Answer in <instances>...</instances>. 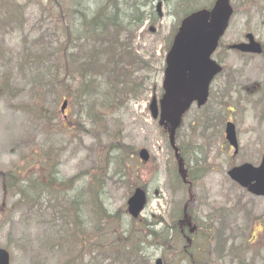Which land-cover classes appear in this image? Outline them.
I'll use <instances>...</instances> for the list:
<instances>
[{
    "label": "rangeland",
    "instance_id": "rangeland-1",
    "mask_svg": "<svg viewBox=\"0 0 264 264\" xmlns=\"http://www.w3.org/2000/svg\"><path fill=\"white\" fill-rule=\"evenodd\" d=\"M187 1L188 5L185 0L165 1L159 17L154 16V0H0V86L12 80L10 91L21 93L0 97V248L10 253L11 264H155L159 258L165 264L180 262L186 241L177 222L188 188L177 177L167 136L149 106L159 97L169 36L185 15L209 8L215 0ZM232 3L237 15L223 45L243 41L246 32L264 44V0L246 6L239 0ZM145 15L151 17L133 19ZM94 19L96 27L109 24L106 39L122 33L120 23L132 25L134 47L144 62L135 68L140 71L115 110L107 107L111 88L105 79L98 80L93 90L83 88L77 78V92H69L72 101L65 121L62 98L50 94L42 100L50 111L35 105L39 102L30 95L33 73L20 61L39 53L40 60L48 63L63 42L62 35L74 37L82 20L89 28ZM219 52L225 73L216 89L224 90L234 73L235 93L221 108L215 99L203 110L194 108L178 137L193 175L194 200L188 212L200 229L189 252L201 264H264V199L246 194L227 176L239 159L257 165L264 154V92L257 93L252 86L264 85V57ZM143 77L145 86H137ZM87 99L102 109L91 116L93 104ZM227 121L235 123L243 141L237 158L225 144ZM142 149L150 153L147 163L138 158ZM75 175L79 212L76 207L72 213L70 202L67 206L62 197L65 192L74 197L67 181ZM139 187L149 193V205L133 222L127 201ZM251 212L252 218L247 216ZM148 231L153 237L146 240ZM131 236L132 243L124 240ZM168 238L170 246H161L169 244ZM182 260L179 264H189V259Z\"/></svg>",
    "mask_w": 264,
    "mask_h": 264
},
{
    "label": "water",
    "instance_id": "water-1",
    "mask_svg": "<svg viewBox=\"0 0 264 264\" xmlns=\"http://www.w3.org/2000/svg\"><path fill=\"white\" fill-rule=\"evenodd\" d=\"M232 13L230 0H217L211 11L202 10L185 19L175 37L167 57L165 95L161 100L160 121L161 125L165 122L172 124V145L174 144L175 129L178 127L182 115L194 101H197L199 106L206 102L209 85L213 77L221 70L210 60V57L227 29ZM233 48L239 49V46ZM250 50L257 51V48ZM152 109L154 117H157L156 101L153 102ZM231 127H229V131H232L233 127ZM140 157L147 161V152L142 151ZM261 169H263L261 173L257 174ZM263 171L264 161L258 170L245 166L233 170L230 175L238 182L250 184L253 180L257 181V184L253 186L254 192L260 194L263 192L258 189L257 185ZM145 203L144 193L137 190L135 196L129 201L131 215L135 218L138 217L144 209ZM0 264H8V257L3 252H0Z\"/></svg>",
    "mask_w": 264,
    "mask_h": 264
},
{
    "label": "trees",
    "instance_id": "trees-1",
    "mask_svg": "<svg viewBox=\"0 0 264 264\" xmlns=\"http://www.w3.org/2000/svg\"><path fill=\"white\" fill-rule=\"evenodd\" d=\"M96 22V19H94L93 21H92V23L90 24V26L92 25V24H94ZM90 26H89V28L86 30L87 31V33L89 34V35H92V36H97L98 38H100V33H99V30H96V29H90ZM123 53L124 54H126V55H128V56H130V53L126 50V49H124L123 50ZM74 57V56H73ZM89 60V62H87V63H84V64H82V65H84V66H82L81 67V71H82V74H83V76H86V75H89V74H99V76H105V72L104 71H95L94 69L96 68L95 67V61H93L92 59H88ZM73 62H77V61H74V60H72ZM91 61H92V64H90L91 63ZM129 65H132V64H129ZM76 71H72V70H70L69 68H68V66L66 67V73L67 74H70V75H74L75 73H76V80H77V74H79V71H77V68L75 69ZM115 70L117 71L116 73H118L119 75H122V74H124V73H126L127 72V69L126 68H123V67H121V68H118V66H116L115 67ZM75 80V81H76ZM75 81H73V83L75 82ZM39 86H40V88H44V89H46L49 93L52 91V83H50V82H40L39 83ZM64 86V85H63ZM62 87V86H61ZM115 89H116V87H115ZM115 97V99L111 102V104L113 105V107L116 105V104H118V102L120 101L119 99V97L117 96V94H115V93H112V99ZM111 99V100H112ZM110 100V101H111ZM69 263H73V262H69ZM68 263V264H69Z\"/></svg>",
    "mask_w": 264,
    "mask_h": 264
}]
</instances>
